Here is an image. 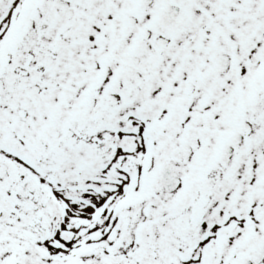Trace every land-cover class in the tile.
Wrapping results in <instances>:
<instances>
[{
  "label": "snow or ice",
  "instance_id": "1",
  "mask_svg": "<svg viewBox=\"0 0 264 264\" xmlns=\"http://www.w3.org/2000/svg\"><path fill=\"white\" fill-rule=\"evenodd\" d=\"M0 264H264V0H0Z\"/></svg>",
  "mask_w": 264,
  "mask_h": 264
}]
</instances>
